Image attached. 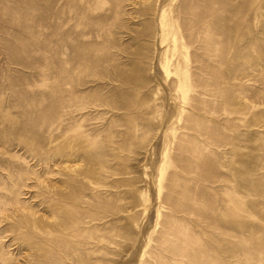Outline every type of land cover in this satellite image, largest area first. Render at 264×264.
<instances>
[{"label":"rangeland","instance_id":"1","mask_svg":"<svg viewBox=\"0 0 264 264\" xmlns=\"http://www.w3.org/2000/svg\"><path fill=\"white\" fill-rule=\"evenodd\" d=\"M215 263L264 264V0H0V264Z\"/></svg>","mask_w":264,"mask_h":264},{"label":"bare ground","instance_id":"2","mask_svg":"<svg viewBox=\"0 0 264 264\" xmlns=\"http://www.w3.org/2000/svg\"><path fill=\"white\" fill-rule=\"evenodd\" d=\"M180 231V230H179ZM176 233H179L178 231H176ZM174 234V233H173ZM179 237V236H176V238ZM179 239V238H178ZM175 251V250H174ZM175 254V253H174ZM208 255V254H207ZM206 255V256H207ZM204 262V261H203ZM208 262V261H207ZM196 263V262H195ZM216 264V263H215Z\"/></svg>","mask_w":264,"mask_h":264}]
</instances>
